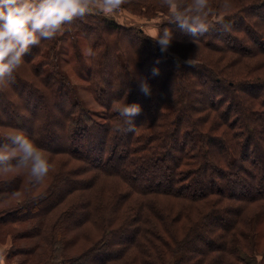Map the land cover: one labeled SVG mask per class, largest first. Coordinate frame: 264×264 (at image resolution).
Wrapping results in <instances>:
<instances>
[{
    "label": "trees",
    "instance_id": "trees-1",
    "mask_svg": "<svg viewBox=\"0 0 264 264\" xmlns=\"http://www.w3.org/2000/svg\"><path fill=\"white\" fill-rule=\"evenodd\" d=\"M232 5L230 29L194 43L160 0H129L131 14L172 30L164 53L140 25L102 15L31 49L0 89V136L24 132L52 167L38 186L22 172L0 178L10 264H253L259 248L264 261V0ZM121 99L141 106L134 133L112 131Z\"/></svg>",
    "mask_w": 264,
    "mask_h": 264
},
{
    "label": "clouds",
    "instance_id": "clouds-1",
    "mask_svg": "<svg viewBox=\"0 0 264 264\" xmlns=\"http://www.w3.org/2000/svg\"><path fill=\"white\" fill-rule=\"evenodd\" d=\"M129 0H0V89L14 80V74L24 64L25 56L42 40H52L63 35L77 21L88 16L114 17ZM160 6L169 12L168 24H176L187 31L195 43L199 37L219 24L224 30L231 25L225 15L232 8V0H220L219 11L212 0H160ZM223 13V14H221ZM215 17V22L210 20ZM162 53L167 52L174 39L169 27H157L148 35ZM85 55L95 58L96 52L88 47ZM159 63V61H157ZM186 63L191 64L189 59ZM153 75L159 69L153 68ZM145 96L152 94L146 80L139 82ZM141 106L114 100L112 111L119 120L114 122V133L135 132L133 117L139 115ZM52 164L49 154L33 139L20 130H10L0 136V175L26 173L30 183L40 185L48 176ZM3 264V257H0Z\"/></svg>",
    "mask_w": 264,
    "mask_h": 264
},
{
    "label": "rangeland",
    "instance_id": "rangeland-1",
    "mask_svg": "<svg viewBox=\"0 0 264 264\" xmlns=\"http://www.w3.org/2000/svg\"><path fill=\"white\" fill-rule=\"evenodd\" d=\"M115 20H117L118 22L120 23H123V24H127V25H140L142 28H144L148 33H152L157 27H158V23L159 21L161 20L160 18H156V19H152V20H146L144 18H141L139 16H136V15H133L131 14L129 11H127L126 9H124L123 7L121 8L120 12L115 15L114 17ZM63 56L66 58L64 61H63V68L65 69H68L70 70L71 68V64L67 61V57L70 56V54H67L65 53L66 50L64 49L63 50ZM67 54V55H65ZM70 75L71 77L73 78V80L75 82H77V84H80L81 82H79V78L77 76V74L73 71H70ZM80 93H81V98L83 99V101L86 103L87 107L89 109H91L93 112H96V113H100V115L102 113H104L103 111V108H101L97 102H95V100L92 98L93 96L91 95V93L89 92V90H87L86 88L84 87H81L80 88ZM12 173L10 174H7V175H0V178H3V177H6L8 175H11ZM255 185L259 186L261 185L260 183H257V182H254ZM230 185L229 184H224V187L225 188H228ZM232 188L233 189H236L237 187L232 185ZM14 197H10L8 199V201L11 199V201H13ZM14 229V227H13ZM258 230L260 231H263L264 232V216H261L260 218H258V220L256 221V224H255V233L254 235H257L258 234ZM19 242L21 243H29L31 240L29 239H25V240H18ZM7 244H10L9 242L6 243V241H4L3 243H1L0 245V256H6V254L4 253L3 250H5L6 248H8ZM263 248H259L258 250L259 251H256V257L253 261V264H264V261L262 260L261 258V252L263 251L262 250ZM5 254V255H4ZM20 259V256L19 257H16L14 258V262L15 260H19ZM5 260L7 263L10 264V262H8V260L6 259L5 257Z\"/></svg>",
    "mask_w": 264,
    "mask_h": 264
},
{
    "label": "crops",
    "instance_id": "crops-1",
    "mask_svg": "<svg viewBox=\"0 0 264 264\" xmlns=\"http://www.w3.org/2000/svg\"><path fill=\"white\" fill-rule=\"evenodd\" d=\"M0 257H3V264H8L7 262H6V260H5V257L4 256H0Z\"/></svg>",
    "mask_w": 264,
    "mask_h": 264
}]
</instances>
